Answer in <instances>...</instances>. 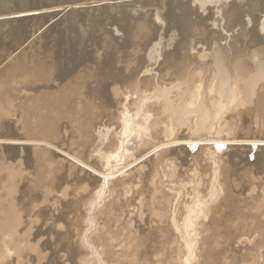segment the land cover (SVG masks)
<instances>
[{
  "label": "rangeland",
  "instance_id": "rangeland-1",
  "mask_svg": "<svg viewBox=\"0 0 264 264\" xmlns=\"http://www.w3.org/2000/svg\"><path fill=\"white\" fill-rule=\"evenodd\" d=\"M13 1L21 6L28 4L27 1ZM48 1L40 0L51 8L48 9L50 13L57 14L54 17L50 15L40 29L15 48L0 63V68L74 6H77L76 9L101 7L126 0L68 5L70 8L66 6L67 9L63 10L62 6L57 7L60 0ZM178 1L171 2L174 8L169 13L170 21L167 17L168 27L165 26L160 32L138 25L143 18L139 14L136 16L137 13L134 17L133 10L117 20L120 30L114 34L116 36L111 34V38L97 35L89 21L79 24L75 16L73 24L68 23L69 26L74 25L71 32H66L68 37H76L72 52L67 47L62 56L60 45L47 43L48 37L42 36L39 42L46 44L48 49L38 52L33 61L11 67L10 72L7 71L0 78V86L6 92L0 96V138L12 139L14 135L9 136L12 132L31 136L37 134L44 142L43 147L46 144V148L54 151V154L59 155L60 151L67 153L71 157L68 164L74 168L63 165L67 163L64 159L62 162L58 161L57 156L53 157L54 160L49 159L47 154L37 152L32 147L28 151L18 149L15 153L11 148L2 149L0 155L4 158L0 159V190L2 186L13 187L5 197L4 206L11 209L13 205L22 214L23 221L17 231L24 236L23 240L35 246L36 251L24 250L17 256L13 250H9L11 254L7 251L6 254L10 255H6L0 264H187V261L190 264H261L263 247L260 223L250 216L252 212L249 211V207L252 208L259 198L247 200V196L250 189L255 192L264 189L262 149L255 150L252 146L250 150L257 154H249L246 150L247 154L240 156L234 146L231 151L228 148L219 153L222 159L218 165L226 176L227 184L224 188L218 187L220 190L214 195L210 210L202 221L207 224L209 218L211 224L202 230L203 240L192 246V253L187 245L194 242L187 235H176V226L171 225V219L167 217V205L172 196L164 183L169 186L174 182L188 185L192 174L196 173L202 182L200 194H206L203 198H208L213 175V164L208 156L193 158L191 165L196 170L192 172L190 166H184L176 159L178 173L170 181L161 177V166L151 163L152 158H148L140 167L136 166L139 175H143L130 180L134 186L130 181L124 183L127 186L112 184L117 178L127 176L131 168L113 171L111 175L114 176L109 178L111 183H107L109 188L105 190H101V181L91 180L90 177L95 176L91 170H86L90 172L89 177L78 169L81 166L79 162L74 161H82L103 174L117 168L115 166L125 156L166 140L165 134L169 133H165V127H170V131L172 129L165 118L167 103L162 97H167L172 104L181 108L187 106L189 97L192 101L191 93L196 96L194 101L203 103V108L201 106L194 112L195 116L208 110V123L215 115L217 105L214 104L220 102L223 105L225 114H222L227 116L226 122L234 126L225 137L264 141V105L246 103L236 112H230L235 104H231L227 98L230 90H235L240 83L250 79L257 62L264 60V33L260 29L262 13H259L260 18L253 25L251 20L257 15L255 11L224 19L215 7L216 0ZM232 1L237 3L235 7L233 4L235 10L243 5V0ZM247 1L244 0V5L252 4L251 0ZM136 7L140 8V4H136ZM40 12L36 13L40 15ZM217 47L223 48L226 59H223V65L227 64L228 67L222 66L223 73L213 52ZM260 52L263 54L260 55ZM262 71L261 79L255 85L257 88L264 87V68ZM225 84L230 87L227 88ZM217 90V97L222 98H215ZM178 95L181 97L178 98ZM211 101L214 107L209 106ZM155 120L158 124L153 126ZM126 123L131 125L133 132H123ZM164 124L166 126L163 127ZM179 129L173 132L190 136L186 128ZM137 131V139L132 138ZM131 138L137 143L132 140V144L135 143L132 145ZM122 142L127 143L125 146L129 145L126 155L110 157L119 151ZM195 146L190 145L189 149L194 150ZM204 147L203 151L207 149ZM105 161L111 166L107 164L106 168ZM164 162L169 163L170 159L165 158ZM221 165H224L223 168ZM120 186L123 189L117 196L115 193H119ZM123 191L127 194L124 195ZM181 195L180 198L184 196L185 199V195ZM187 196L186 200L182 199L183 206L178 214L181 225L185 223L189 210L197 205L191 191ZM133 206L138 208L134 215L131 211ZM255 212L258 219L261 218L260 212ZM234 217L246 221L236 223Z\"/></svg>",
  "mask_w": 264,
  "mask_h": 264
},
{
  "label": "bare ground",
  "instance_id": "bare-ground-1",
  "mask_svg": "<svg viewBox=\"0 0 264 264\" xmlns=\"http://www.w3.org/2000/svg\"><path fill=\"white\" fill-rule=\"evenodd\" d=\"M20 1L21 2L27 1L28 4L26 6H21L18 3H15L17 1L12 2V0H0V63H2V61L4 59H6L11 54V52H13L15 50V48L20 46L26 39L31 37L38 29H40L42 27V25L48 21V19L50 18L49 17L50 15L53 14V17H54L57 14V13H50V11H48V9H51V8L43 5L40 2V0H20ZM20 1L18 0L19 3H21ZM41 1H43V0H41ZM101 1H103V0H84L82 2H79L78 0H60V3L57 5V7L62 6V10H63V9H67V8L69 9L70 7H68V5H72V6L77 5V4L84 5L86 3H89L92 5V4L99 3ZM114 1H120V0H114ZM126 1L125 2L123 1L124 3H118L117 2L116 4H112V5L106 4V5H103L101 7H97V6L96 7L90 6L89 7L88 6L86 8L76 9L77 6H74L75 8L69 9L67 12H65L57 20L55 25H52V26L46 28L45 30H43L36 38H34L32 41H30V43H28L22 49L19 48L20 50L18 51V54H16L12 59H10L8 61V63H6V65L3 68H0V78H3V76L8 73L7 71L10 72V70L14 66L21 64V63H26L27 61H33V59L35 57H37L38 52H40V51L43 52L44 50L46 51V49H48V47L45 46L46 44H44V43L42 44L39 42V40L41 39L42 36L46 35L48 37L47 43L53 44L54 46H55V44L60 45L62 56L65 55V52L68 49L71 50V52H72V48H74V46H75L76 37H74V36L68 37L66 35V32L68 30L71 32L70 29L74 25L69 26L68 23L73 24V19L75 16H77V20H78V22H80L79 24H82L83 21H86V22L89 21V23L92 24L93 27H95V32L97 35L99 34V36H100L102 34L103 36H108L109 38H111L112 35H114L117 31L120 30L119 24H117L118 23L117 20H119L121 17H123L125 15H128L129 11L131 12L133 10L134 17H135V13H137L136 16L139 14L143 18L142 19L143 21L141 23H138V25L140 24L141 27H143V28L151 29L153 31L157 30L160 32V31L165 29V26L168 27L169 13L171 11V8L173 7V5L171 6V2H173V1L177 2V3L179 2L178 0H134V2L130 1V0H126ZM251 1H252V4L248 3V4L244 5V0H243V5L239 6V9L235 10V9H233V4H234L233 2L234 1H232V0L231 1H229V0H227V1L226 0H216L215 7H217L220 10L219 14L221 13L220 16L223 17L224 19L228 16L231 18V16H233V15L240 14V13L242 14L243 12H246V11H247V13L255 11V13L257 12L256 13L257 15H256V17H253L251 20L253 25H255L256 20L260 18L259 13H262V15H261L262 19H260L261 20V23H260L261 28L260 29H261V31L263 30V33H264V0H251ZM186 2H187V0H186ZM136 4H140V8H137ZM181 4L184 5L185 3H181ZM214 4L215 3H213V5ZM235 4H237V3L235 2ZM235 4H234V7H235ZM66 6H67V8H66ZM211 7H213V6H211ZM236 7H237V5H236ZM37 11H41L39 13L40 15H38L36 13ZM214 11H216V10H214ZM42 13H44V14H42ZM48 13H50V14H48ZM22 14H25V15H22ZM33 15H35V16H33ZM29 16H33V17H29ZM167 17H168V20H167ZM94 19H96V22H94ZM132 20H134V19H132ZM139 20H141V19H139ZM125 21H127V20H125ZM134 21L136 22L138 20L135 19ZM74 22H76V21L74 20ZM89 23H87V24H89ZM120 25L122 26V24H120ZM253 32H254V30H253ZM114 36H116V35H114ZM159 37L161 39L160 35H159ZM259 41H260V39H259ZM67 47H69V48L66 49ZM261 47H263V46H261ZM58 48H59V46H58ZM213 52H214V54L218 60L219 68H220L221 72L223 73L222 66H224L223 65V63H224L223 59H225L224 53H223V48L222 49L220 47L214 48ZM261 53L262 52H260V55H261ZM263 53H264V51H263ZM39 54H41V53H39ZM34 55H36V56H34ZM42 56H43V54H42ZM38 58H39V56H38ZM259 59H260V57H259ZM225 61H226V59H225ZM224 67H227V64H225ZM263 68H264V60L258 61L256 64V70L253 71L254 74H252L250 79H248L247 81H244V83H240L235 88V90H232V91L230 90L229 91L230 94L227 93V89H226V93H227V95H229L227 98L229 99L230 102H232L231 104H235L233 109H231L232 111H230V112H234V111L236 112V110H239V108L244 106V104L246 105V103L254 104L256 106H258L260 104L264 105V98H263L264 87L263 88H257V86H255V85H257L256 83L259 82L258 80L261 79L260 75L263 72L262 71ZM215 69H213V71ZM218 73L220 74L219 70H218ZM224 73H225V71H224ZM217 74H215V75L217 76ZM226 74H228V73H226ZM232 75H230V76H232ZM263 75H262V77H263ZM226 76L229 77V74ZM222 79L224 80L223 77H222ZM218 81H220V80H217V82ZM262 81H264V80H262ZM225 82H223V83H225ZM228 82H230V80ZM215 84H216V82H215ZM226 84H227V82H226ZM215 86H217V85H215ZM220 86H223V85H220ZM229 87L227 86V88H229ZM187 88H189V87H187ZM187 88H185V91ZM3 89H4V87L0 86V96L1 97L3 95H5V93H6L5 91L3 92ZM210 89H212V87ZM220 89H225V88L220 87ZM219 90H217L215 92L216 93L215 98L221 97V96L217 97ZM167 91H168V88H167ZM187 91H188V89H187ZM201 93H202V91H201ZM226 93H224V94H226ZM168 94L169 93H166V95H168ZM239 95H240V97H238ZM202 96H203V94H202ZM180 97L178 95V98H180ZM191 97L193 98V99L191 98L192 101L189 100L190 99V97H189V99L187 101L188 104H186L187 106H183L181 108L180 107L178 108L177 106L172 104L171 103L172 100L170 102V100H168L167 97L166 98L162 97V98H164L165 102L167 103V109H166L167 113L165 112L167 115L165 118L168 120L167 122L169 123V126H171V129H172L170 131V127H167V128L165 127V129H166L165 133L168 132L170 135L165 134V135H167L166 140H164V141L160 140L158 142H155L151 146H148L143 151H140V152L136 151L129 156H125L127 151L129 150L128 149L129 145L125 146L127 143L126 144L124 142L120 143L119 144V146H120L119 151L113 156H111L109 154L110 157H112V158L125 156V159H123L119 164H117L115 166L117 168H115L113 170L108 169L109 172L102 174V173H99V172L91 169L88 165H86L82 161H79L77 159H74V161L79 162V164L81 165L80 166L81 168L78 167V169L86 172L85 174L88 175L89 177L91 176L90 172L88 171L89 172L88 173L86 170H91L95 174V176L92 175L90 177L91 180L95 179L96 181H101V186H100L101 190H105L108 187L107 186V183H109L108 181H110V183H111V180L109 178L111 176L112 177L114 176V175H111L113 173V171H116V172L119 170L125 171L127 169L132 168V170L129 171V174L127 176L120 178L121 177V175H120L119 176L120 179L117 178V180H116L114 178L116 181L112 182V184H115V186H116V184L117 185L122 184V186H123V185H125L124 184L125 182H128L130 180L132 181V179L138 177L139 169H137V168L140 167L141 163L144 162L148 158H152L151 163L158 164L161 166V170H160L161 177L163 179L166 178L167 181H170V180L174 179L178 173L177 167H176V159H179V162L182 165L190 166V172H192V171L196 170V168L191 165L192 159L199 156V155H201L203 157L208 156L210 158L209 160H211L212 164H213V166H212L213 175H212L211 182H210V194H208L209 192H207L208 198H203L204 196H206V194L205 195L200 194V187H201L202 182L200 179H198V174H196V173L192 174L191 180H190L188 185H185L184 183L174 182L169 186V184L164 183L166 188L169 189V192L172 196V200L170 201V204L167 205V208H168L167 210L169 212V215H167V217H170L171 225L176 226V228H175L176 235H179V236L187 235L189 240L194 242V243L190 242L187 245L188 251L192 253L193 252L192 246H194L195 244H199L200 240H203V236H201L202 230L204 229V227L207 224H211V221L209 220V218H208L207 224H203L202 221L206 217L207 212L210 210L211 204L213 203V200H214V195L216 194V192H218V190H220L218 187L220 186V187L224 188V186H226V184H227V179L225 178L226 176H225L223 170L220 169V166L218 165V162L221 161V159H222L219 156V153L222 150H224V149L226 150L228 148L231 151L232 147H234V146L236 147L235 150L240 152V154H239L240 156L244 155L245 153L247 154L246 150L249 151V154H251V153L257 154L258 152L254 153V151L250 150V148L252 146L255 148V150L256 149H262L261 151H263V153H264V141L263 140L258 141V139H237V138L229 139L230 137H225L226 134H229V132L231 131V129L234 126L233 125L230 126L226 122L227 116L225 117L222 114V113L225 114L223 105L218 101H217L218 103H215V104L212 103L213 101L210 102L211 104L209 106H211L213 104L217 105V106H215L216 110L214 109L215 115H214V117H212L213 119L210 120V123H208L209 122L208 121V119H209L208 118V110L205 109V111L207 110L206 111L207 113L206 112H204L203 114L199 113L200 115L197 116V114H196V116H195L194 112L199 110V108L201 106L203 108V103L197 102L199 100L194 101L196 96L192 93H191ZM209 98H208V101H210ZM172 99H174V98H172ZM213 99H214V96H213ZM223 99L225 100L224 97H223ZM228 99H227V101H228ZM216 100H218V99H216ZM227 103H229V102H227ZM229 104L227 106L230 108L231 104L230 105ZM211 107H214V106H211ZM222 109L224 112L222 111ZM192 113H194V116ZM210 118H211V116H210ZM157 124H158V121L155 120V122H153L152 125L156 126ZM162 126L164 127L166 125L164 124ZM179 128H186L189 131L190 136H183L181 133L176 134L173 132ZM143 129H144V127H143ZM161 130H162V128H161ZM123 132H125V133L133 132L131 125L126 123V125L124 126ZM137 134L139 135L138 131L136 133H134L135 137L132 136V138H136ZM12 135H14L12 139L9 137L8 138H0V152L2 151V149H7V148H11L14 153L18 149L20 151L21 150L22 151H28V149L30 147H32V148H34V150L36 149L37 152H43V153L47 154L49 156L48 157L49 159H53V157H56V156L59 158L58 159L59 162H62L64 159L65 161H67V163L63 164V165L69 166L70 168H73L71 165L68 164V161L71 157L67 153L60 151L61 154H59V155L61 157H59V155L54 154L53 153L54 151L51 152L50 150H48L46 148V144H45V147H43L44 142L40 141V137L36 136L37 134H35V136L26 135V134H22V133L21 134H15V132H12L9 134L10 137ZM132 138H131V144H132V140L134 141V139H132ZM134 142H136V141H134ZM133 144H135V143H133ZM190 145H196L195 146L196 149H194V150L189 149ZM204 146H206V148H207L205 151H203ZM51 148H52V146H51ZM130 149H131V147H130ZM204 149H205V147H204ZM54 150H56V149H54ZM57 150H56V152H59ZM202 153H204V154H202ZM73 157H74V155H73ZM2 158H4V157H1V155H0L1 160H2ZM108 158L106 159L107 162H108ZM165 158L170 159V162L169 163L164 162ZM109 159H111V158H109ZM55 161H57V160H55ZM71 161H72V159H71ZM107 162L105 165L106 168H107V164H108ZM110 163H111V161H110ZM109 166H111V165H109ZM109 166H108V168H109ZM136 166H138V167H136ZM223 166L224 165H221V168H223ZM74 167H76V166H74ZM134 167H136V168H134ZM126 173H128V171ZM126 173H124V174H126ZM124 174H122V175H124ZM142 175H143V173H141L139 176L141 177ZM131 181H130V183H131ZM127 184H129V183H127ZM132 185L134 186V184H132ZM173 185H175V186H173ZM110 186H112V185H110ZM125 186H127V185H125ZM122 189L120 186L119 193H115V194L117 196L120 195V193L122 192L121 191ZM12 190H13V187H11L9 189L8 185L4 186V187L2 186V189L0 190V251H1L0 263L5 259V257H7L8 255L11 254L9 252V250H13V252L17 256H19V254L24 250L36 251L35 246L33 244H28L26 242L27 240H23L24 236L20 235L19 232L17 231L18 225H21L20 223L23 221L21 216H20L21 213H19L18 210L14 209L15 206L13 207V205L10 206L11 209L7 208L6 205L4 206V201L7 198L6 195L8 194V192H12ZM110 191H111V189H110ZM124 191H123V194H124ZM133 191H134V189H133ZM190 191H191L192 197L196 198L197 205L189 210L188 214L186 215L187 217H186L185 223L183 222L181 225V224H179L178 214L180 213V210L182 209V206H183L182 199H184V196H182V195L183 194L185 195L184 200H186V197H188L187 195H190ZM202 192L204 193V191H202ZM125 193L127 194V192H125ZM159 193H162V192H159ZM126 194H124V195H126ZM134 194H135V191H134ZM175 195L176 196L179 195V197H175ZM180 195L183 198H180ZM174 199L176 201H174ZM250 199H253V200L258 199L257 201H255L252 204L253 209L251 208V206L249 207L250 208L249 211L252 212V214L250 216L257 218V221L260 223L261 236H262V247H263V251L261 253V264H264V189H258L257 192H255L254 189H250L249 196H247V200H250ZM199 200H200V202H199ZM181 201H182V203H181ZM128 202H130V201H127V203ZM241 202H242V200H241ZM130 203H133V202H130ZM244 203H248V202L244 201ZM237 206H239V205H237ZM133 208H134V206H133ZM233 208L234 207L232 206V210H233ZM131 211H132L133 215L137 214L138 208L135 207ZM242 211H244V210H242ZM249 211H246V212H249ZM255 211L260 212L261 218L258 219ZM234 214H241L242 215V213H240V212L239 213L234 212ZM243 215H244V213H243ZM235 217H238V215H236ZM223 219L225 220V218H223ZM227 219H228V216H227ZM229 219H231V218H229ZM218 220H219V218H218ZM221 221H222V219H221ZM233 221H236V223H245L246 220L243 219V221H239V219L235 218ZM157 223L160 224L159 222H157ZM184 238H182V240ZM3 242H5V243H3ZM187 242H188V240H187ZM7 251L10 254L8 253V255H7L6 254ZM187 260H189V259H187ZM187 264H190V261L189 262L187 261Z\"/></svg>",
  "mask_w": 264,
  "mask_h": 264
},
{
  "label": "water",
  "instance_id": "water-1",
  "mask_svg": "<svg viewBox=\"0 0 264 264\" xmlns=\"http://www.w3.org/2000/svg\"><path fill=\"white\" fill-rule=\"evenodd\" d=\"M20 1V0H19ZM21 2V1H20ZM22 3V2H21Z\"/></svg>",
  "mask_w": 264,
  "mask_h": 264
}]
</instances>
